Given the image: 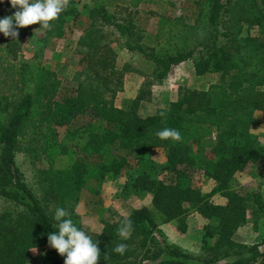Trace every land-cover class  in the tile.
Here are the masks:
<instances>
[{"label":"trees","instance_id":"16d2710c","mask_svg":"<svg viewBox=\"0 0 264 264\" xmlns=\"http://www.w3.org/2000/svg\"><path fill=\"white\" fill-rule=\"evenodd\" d=\"M112 1L97 0L82 10L69 1L50 22L48 36L79 32L84 66L74 80L44 66L37 51L27 58L20 28L15 38L0 33V198L11 204L0 211V264H28L29 250L38 247L43 249L41 264H63L64 257L47 242V233L54 231L53 215L44 201L67 208L81 226L79 214L66 205L78 201L93 158L100 178L123 172L133 194L151 195L150 206L105 223L100 233L89 232L99 241L97 264H199L194 256L159 239L160 223L174 221L183 231L190 212L206 219L203 240L216 238L213 253L200 264H264L259 261L264 259V236L248 245L233 240L248 213L255 222L264 219V196L235 183L237 172L264 161V138L252 131L255 111L264 117V0H195L192 20L162 9L153 31L141 25L139 16L116 18L108 10ZM105 26L123 38L126 49L152 63L153 80H162L185 60L192 62L196 74L219 73L218 79L201 89L180 86L175 101L151 114L138 112L140 95L117 105L124 73L115 66ZM252 28L254 33L244 34ZM82 114H90L100 128L92 126L83 143L75 130L59 136V127ZM163 127L178 129L182 139L157 137ZM21 148L32 152L46 173L49 189L43 198L17 164ZM117 148L138 154L105 162L106 152ZM156 150L163 151L164 162L144 164ZM193 172L213 179L207 193L194 185ZM261 177L264 183V171ZM214 194L226 201L213 202ZM124 219L132 221L126 240L117 231ZM121 242L127 244L122 255L113 251Z\"/></svg>","mask_w":264,"mask_h":264},{"label":"rangeland","instance_id":"374dc122","mask_svg":"<svg viewBox=\"0 0 264 264\" xmlns=\"http://www.w3.org/2000/svg\"><path fill=\"white\" fill-rule=\"evenodd\" d=\"M80 10L88 9L96 5L97 0H69ZM165 3L157 0H113L108 6V10L114 13L118 19L137 18L141 25L153 31L157 13L162 9L170 10L174 15L185 17L192 20L196 13L195 0H164ZM10 6L9 11L6 8ZM13 8L9 0L0 5V16L7 13L11 15ZM2 14V15H1ZM145 16H148L145 19ZM39 22L27 26L19 27L22 32V51L28 58L34 52L38 53L44 66L55 70L58 75L67 80H74L83 69L81 51L83 47L78 44L77 38L79 32L75 31L72 36H51L47 35V30L38 28ZM138 26V21H137ZM256 29L244 30L254 33ZM108 33L107 41L115 55V66L123 70V83L121 90L117 93L115 103L120 105L124 99H133L140 95L138 112L142 115L153 113L158 107L168 105L175 101L178 96L180 86L190 88H206L210 83L218 79L219 73L196 74L193 64L190 60H185L173 65L167 76L162 80H153L152 63L146 60L136 51H130L124 47L123 38L112 31L111 27L105 26ZM82 77V75H81ZM264 88V87H263ZM256 122L252 131L257 133L261 139L264 138V117L260 111H255ZM93 126L100 128L101 124L93 120L90 114L77 116L71 123L59 127V136H63L67 130L76 131V139L80 143L87 140V132ZM138 154L136 150L123 148L113 149L106 152L103 160L109 162L113 156L132 158ZM67 158H65V161ZM16 161L23 172L26 182L42 198L46 195L49 184L46 173L34 159L32 152L26 149L16 151ZM164 162V153L162 150L151 152L150 156L144 161V164H162ZM63 163L62 165H64ZM61 165V163H58ZM264 171V161L250 163L243 171L235 174V183L239 186L248 187L251 190L258 191L264 196V183L261 173ZM125 174H115L108 172L105 178H100L99 164L93 158L87 164V173L84 176V185L80 189L78 201L69 202L66 207H72L79 214V221L88 233H100L105 223L118 219L120 216H127L129 213L140 206L151 205V195L133 194L125 184ZM193 183L201 191L207 193L214 185L213 179L202 172H193ZM213 202L224 203L225 197L214 194L211 197ZM45 207L51 213L54 212L53 202H46ZM11 208L8 201L0 198V211ZM206 223L200 214L190 212L186 216V228L182 231L174 221L162 222L159 224L161 234L159 239H163L168 244L177 246L194 256L197 263L213 253L210 249L216 242V238H206L203 240V224ZM264 236V219L258 218L256 222L253 216L248 213L244 224L239 226L233 235L234 242L248 245L259 241ZM43 249L31 248L26 257L28 264H41ZM233 256L227 259H232ZM264 260L263 257L259 261ZM146 264L150 262L146 261Z\"/></svg>","mask_w":264,"mask_h":264},{"label":"clouds","instance_id":"9594fccd","mask_svg":"<svg viewBox=\"0 0 264 264\" xmlns=\"http://www.w3.org/2000/svg\"><path fill=\"white\" fill-rule=\"evenodd\" d=\"M16 9L11 15L0 18V33L15 38L18 28L39 22L38 28L49 29L51 21L68 6L69 0H9ZM161 116L164 115L162 111ZM155 135L161 139L180 141L181 132L173 127H163ZM53 215L54 231L47 233V242L51 248L64 257L63 264H97L100 259L99 241L93 239L88 231L78 226L72 213L63 206H56ZM132 230L131 219L121 221L117 231L122 239H127ZM126 243H118L113 251L123 254Z\"/></svg>","mask_w":264,"mask_h":264}]
</instances>
